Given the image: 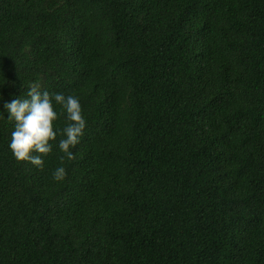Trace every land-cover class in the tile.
<instances>
[{
    "label": "trees",
    "instance_id": "obj_1",
    "mask_svg": "<svg viewBox=\"0 0 264 264\" xmlns=\"http://www.w3.org/2000/svg\"><path fill=\"white\" fill-rule=\"evenodd\" d=\"M33 83L62 182L9 147ZM0 264H264V0H0Z\"/></svg>",
    "mask_w": 264,
    "mask_h": 264
},
{
    "label": "clouds",
    "instance_id": "obj_2",
    "mask_svg": "<svg viewBox=\"0 0 264 264\" xmlns=\"http://www.w3.org/2000/svg\"><path fill=\"white\" fill-rule=\"evenodd\" d=\"M59 108V111L56 108ZM9 115L7 120L13 124L9 147L17 162H29L34 167L43 170V157L53 151V142L58 141L61 155V166L52 172L55 182H62L67 177V171L62 166L67 161L75 159L71 151L83 136L86 120L79 98L63 93H49L41 90L39 83L30 85L27 98L13 99L4 104ZM63 117L62 128L54 129V122Z\"/></svg>",
    "mask_w": 264,
    "mask_h": 264
}]
</instances>
